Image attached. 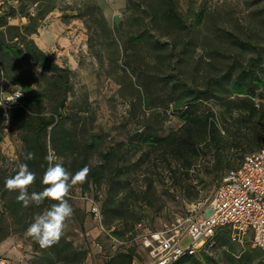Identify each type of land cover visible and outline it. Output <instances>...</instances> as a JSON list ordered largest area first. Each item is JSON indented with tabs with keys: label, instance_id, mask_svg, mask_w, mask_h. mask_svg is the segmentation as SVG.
<instances>
[{
	"label": "trees",
	"instance_id": "16d2710c",
	"mask_svg": "<svg viewBox=\"0 0 264 264\" xmlns=\"http://www.w3.org/2000/svg\"><path fill=\"white\" fill-rule=\"evenodd\" d=\"M56 2L17 0V5L0 7V93L13 86L10 94H22L7 110L0 107V143L8 129L19 144L17 161H9L0 152V244L11 236L12 225L26 231L36 214L57 203L46 198L40 205L33 202L24 207L17 201L19 191L5 186L6 179L13 177L18 165L24 163L36 174L29 193L48 187L43 184V176L48 167L45 157L49 146L72 174L86 165L90 168L86 181L73 186L70 193L78 188L86 194L105 185L103 223L109 236L122 242L140 227L143 219L134 217L132 198L149 208L152 205L148 197L151 184L138 192L131 179L135 172L140 174L143 168H152L154 173L168 174L183 205L196 210L194 206L203 200V188L215 192L226 174L237 169L246 156L264 143L263 9L245 14L248 26L228 30L219 27L207 0H200L196 12L191 8L197 0H189L185 13L180 12L174 0H129V14L119 29L128 33L123 25L140 27L123 35L122 69L136 79L143 93L141 109L151 110L150 118L157 117L158 121L176 120L178 126L167 129L166 135H161L162 122L159 126L133 128L125 141L103 147L106 137L93 131L89 112L84 109L86 98L81 100L83 107L74 113L65 110L73 94L72 72L56 64L34 40L41 22L56 9ZM254 2L260 4L264 0ZM143 4V10L150 11L146 5L151 9L145 24L137 13ZM254 4L252 7H256ZM88 14L102 25L105 23L94 6L82 7L77 16L84 18ZM21 19L25 23H12ZM102 25L99 30L104 37ZM161 33L169 41L156 37ZM112 43L117 48L116 40ZM145 49L150 57L140 59ZM28 153H34L35 158L25 159ZM94 155L98 156V165L90 163ZM237 160L236 168L230 169ZM160 166H164L161 171ZM68 202L71 204L70 198ZM187 217L195 220L201 216L188 214L184 218ZM131 218L135 219L129 222ZM116 223L117 228L111 229ZM229 235L226 228L217 230L193 256L181 257L173 264H216L206 253L213 248L212 241L221 246L224 264H264V254L251 245L234 256ZM32 241L41 253L37 264H85L87 251L75 248L63 236L46 248L33 238ZM137 252V246L118 250L108 257L106 264H140ZM142 252L148 257L147 249Z\"/></svg>",
	"mask_w": 264,
	"mask_h": 264
},
{
	"label": "rangeland",
	"instance_id": "374dc122",
	"mask_svg": "<svg viewBox=\"0 0 264 264\" xmlns=\"http://www.w3.org/2000/svg\"><path fill=\"white\" fill-rule=\"evenodd\" d=\"M16 1L0 0V7L5 9L9 5H17ZM128 1L57 0L56 9L41 22L38 35L34 37L39 48L45 51L56 64L66 67L72 72L73 94L69 96L65 110L74 113L79 107H83L84 101L81 100L86 98L87 106H84V109L89 112L88 117L92 120L90 124H92L93 131L101 132L106 137L103 147H109L116 141H125L133 128L141 129L146 125H150L149 127L159 126L162 122L163 131L161 135H166L167 129L178 126L176 120L167 121L166 119L164 121L159 119L158 121L157 117L150 118L151 110L141 109L143 93L140 91L136 79L127 70L122 69V57L124 56L120 45L124 39L123 35H129L140 27L136 24L123 25L128 33H123L122 29H119L129 14L127 11ZM141 1L143 0H139V2ZM254 1L207 0V7L218 21L219 27L228 30L236 28L237 30L240 27L248 26L247 20H244L245 14L256 9L264 10V2L256 4ZM174 2L182 13H185L190 5L189 0H174ZM152 4L156 5L153 2ZM253 4L256 7H252ZM88 5L100 10L105 22L103 25L99 20L91 18L89 14L84 18H78L77 14L81 12L82 7ZM199 5L200 0H197L191 9L196 12ZM146 7L151 11L148 5ZM144 8L145 4L137 11L140 19H145L143 24L148 23L146 18L151 15V12L143 10ZM12 23H25V20H16ZM100 25L105 29L104 37L100 34ZM263 30H261L262 36H264ZM150 34L155 35V32L151 31ZM156 37L161 41L166 39L169 41L163 33ZM114 39L118 43L117 48L112 43L115 41ZM148 52L146 49L143 50L140 59L150 57ZM14 89L13 86H9L8 90L3 89L2 97L5 98L10 95V90ZM11 105L8 104L9 107ZM155 113L160 114L158 111ZM4 134L0 143V152L9 161H17L19 144L8 129L4 131ZM50 152L53 153L49 146L48 154ZM97 158V155L92 156L90 163L98 165L99 159ZM62 161L61 158H58L54 163H62ZM237 163L238 160L230 169L236 168ZM158 168L161 171L164 166ZM165 175V173L162 174L158 171L154 173L152 168L149 171L143 168L140 174L135 172L131 175L138 192H143L145 186L151 184L148 197L152 203L149 208L145 203L132 198V209H135L134 217H143L142 221L139 222L141 223L140 227L135 228L134 233L130 235L133 239H129L130 236H128L127 240L120 242L109 236V231L104 226V219L101 215V206L106 196L105 185H101L86 194H82L78 188L72 190L70 201L73 215L67 221V227L62 236L75 248L87 251L85 264H106L109 256L118 250L123 251L132 246H137L140 264H150L147 255L142 252L143 248L146 249L143 245L144 240L149 238L151 234L159 233L164 229L170 230L171 234L182 232L184 228L182 220L186 219L184 218L186 215L190 214L197 217L207 214L209 201L214 192V189L203 188L200 192L203 200L198 206H194L197 210V214H195L196 210L192 208L193 206L183 205L184 201H182L178 189L172 187L168 174ZM102 180L106 179L103 177ZM1 211L2 203L0 201ZM134 219L131 218L128 221L132 222ZM117 225L119 224H114L111 229L117 228ZM246 240V242H242V246L232 242L235 250L234 256H239L240 250L243 248H249V239ZM32 244V238L27 234V230L24 231L12 225L11 236L0 244V259L5 264H37L41 253ZM212 246V249H205L206 253L214 258L216 264H224L221 261L223 259L221 246L215 241L210 244V247Z\"/></svg>",
	"mask_w": 264,
	"mask_h": 264
},
{
	"label": "built area",
	"instance_id": "2783aa9c",
	"mask_svg": "<svg viewBox=\"0 0 264 264\" xmlns=\"http://www.w3.org/2000/svg\"><path fill=\"white\" fill-rule=\"evenodd\" d=\"M2 96L0 93V107L5 110L22 94L15 91ZM182 224V232L171 234L164 229L144 240L150 264H173L181 257L193 256L223 228L229 230L231 242L240 244L249 239L251 247L264 254V143L226 174L207 214L195 220L186 218ZM0 264L5 263L0 259Z\"/></svg>",
	"mask_w": 264,
	"mask_h": 264
},
{
	"label": "clouds",
	"instance_id": "9594fccd",
	"mask_svg": "<svg viewBox=\"0 0 264 264\" xmlns=\"http://www.w3.org/2000/svg\"><path fill=\"white\" fill-rule=\"evenodd\" d=\"M34 158V153H28L25 157L27 160ZM45 159L48 162V167L43 176V184L48 187L42 192L29 193L28 188L35 182L36 174L30 171L28 165L24 163L18 165L16 174L5 181L8 190L19 191L17 201L22 202L24 207H28L33 202L40 205L46 198L57 202L42 213L36 214L27 229V234L35 239L42 248L52 246L61 238L67 227V221L73 215V208L68 202L70 191L73 186L85 182L90 172V168L86 165L72 174L62 163H54L58 157L51 152Z\"/></svg>",
	"mask_w": 264,
	"mask_h": 264
}]
</instances>
